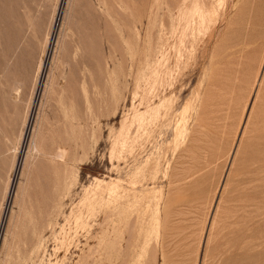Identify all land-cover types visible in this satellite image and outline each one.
Listing matches in <instances>:
<instances>
[{"label":"rangeland","instance_id":"rangeland-1","mask_svg":"<svg viewBox=\"0 0 264 264\" xmlns=\"http://www.w3.org/2000/svg\"><path fill=\"white\" fill-rule=\"evenodd\" d=\"M0 264H264V0H0Z\"/></svg>","mask_w":264,"mask_h":264},{"label":"bare ground","instance_id":"bare-ground-1","mask_svg":"<svg viewBox=\"0 0 264 264\" xmlns=\"http://www.w3.org/2000/svg\"><path fill=\"white\" fill-rule=\"evenodd\" d=\"M203 1V0H202ZM207 3V2H206ZM198 4V3H197ZM204 4V3H202ZM201 5V4H200ZM209 5V4H207ZM206 4L202 5V6H199V7H196V11L194 12L193 16L195 17H192L191 19L192 20H195L196 23L193 24V27L196 28L198 27L200 24H203V23H206V22H209L211 20V16H212V9L211 7L207 6ZM214 5V4H213ZM215 6V5H214ZM181 16V15H180ZM182 25V24H181ZM183 26V25H182ZM185 27V25H184ZM188 28V26H187ZM194 28H192V30H195ZM188 33V32H187ZM181 34V33H180ZM199 35V34H198ZM190 38V37H189ZM188 38V39H189ZM192 38V37H191ZM210 38V37H209ZM187 39V40H188ZM195 39H197L195 37ZM184 40V39H183ZM191 40V39H190ZM185 41V40H184ZM189 42V41H188ZM188 45V44H187ZM178 48V47H177ZM195 48V47H194ZM40 67V65H39ZM186 109V108H185ZM183 111V110H182ZM183 116V114H182ZM182 124V123H181ZM180 127V126H179ZM177 126V128H179ZM179 131V129H176L175 132L177 133ZM116 187V186H115ZM114 190V189H113ZM114 192V191H113ZM112 193V192H111ZM31 242V241H30Z\"/></svg>","mask_w":264,"mask_h":264}]
</instances>
